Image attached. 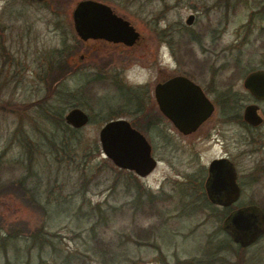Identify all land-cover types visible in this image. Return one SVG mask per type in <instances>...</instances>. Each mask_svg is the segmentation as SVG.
I'll return each mask as SVG.
<instances>
[{"label": "rangeland", "instance_id": "obj_1", "mask_svg": "<svg viewBox=\"0 0 264 264\" xmlns=\"http://www.w3.org/2000/svg\"><path fill=\"white\" fill-rule=\"evenodd\" d=\"M78 1L61 0L70 10ZM99 1L112 6L136 28L141 36L135 46L79 41L72 24L64 21V13L53 15L41 6L21 8L7 20L20 47V66H27L29 73L21 76L20 83L0 88V153L5 150L0 159V187L27 177L24 181L40 205H33L27 193H0V264H53V243L77 255L79 264H105L96 253L102 245L95 244L90 231L95 217L87 211L97 203L117 208L130 203L136 189L135 183L126 179L129 173L144 188L164 198L157 205L162 213L147 216L117 209L102 230V239L114 256L107 264H264V238L246 253L241 251L221 229L225 212L202 199L205 167L211 158L224 154V148L238 163L244 186L239 203L264 205V125L249 131L238 123H220V113L215 112L213 128L221 129V137L210 129L211 139L184 140L158 119L152 106L154 84L163 74L172 73L188 75L204 87L232 82L241 103L252 101L244 93L242 78L250 70L264 68V0ZM255 10L257 15L251 17ZM189 14L195 15L191 25L185 23ZM190 37L196 41L190 42ZM68 52L77 53L72 58L79 67L65 78L68 89L59 101L64 102V114L77 106L89 115V122L75 135L60 129L52 138L56 152L36 129L44 126L36 107L29 103L47 92L43 73L50 62L65 59ZM79 52L87 57L79 59ZM106 60L108 69L101 71ZM97 73L115 76L128 87L148 89L147 97L144 92L146 103L137 104L132 93L107 83L94 90L101 98L91 99L82 90ZM260 106L264 112V102ZM122 109L116 118L130 123L142 124L155 117L152 126L140 127L158 159L146 177L129 170L119 172L102 153L99 129L110 111ZM242 110L240 107L239 112ZM233 113V109L227 112ZM18 128L39 141L42 149L30 167L21 162L25 149L18 143L23 134V130L22 134L16 132ZM251 133L257 140L252 146L246 143ZM240 149L245 150L242 157ZM136 228L145 229L147 237L140 238ZM37 229L52 243L41 250L31 246L30 234ZM9 232L18 237L3 240Z\"/></svg>", "mask_w": 264, "mask_h": 264}, {"label": "water", "instance_id": "obj_2", "mask_svg": "<svg viewBox=\"0 0 264 264\" xmlns=\"http://www.w3.org/2000/svg\"><path fill=\"white\" fill-rule=\"evenodd\" d=\"M73 26L82 40L105 39L121 42L128 46L137 42L140 33L127 19L116 15L110 6L97 0H80L72 12ZM195 15L189 14L185 23L191 25ZM245 88L259 100L264 99V68L250 71L244 80ZM189 90L192 98L186 103L181 98L182 91ZM188 92V91H187ZM155 98L159 109L183 133H189L210 116L213 104L204 96L200 87L185 76H174L165 84H156ZM243 119L255 126L263 121L257 104H249L243 110ZM65 122L81 128L89 122V115L80 107L69 108L64 114ZM99 143L104 157L119 169L133 171L139 177H146L156 167L158 161L152 155L151 144L144 133L131 125L126 118L106 121L99 129ZM223 161L226 177L211 176L206 183L208 196L218 204L227 205L238 196L235 172L226 160H215L209 171ZM210 182V183H209ZM224 185L231 186L232 198L225 202L213 190ZM222 228L230 234L235 243L247 246L264 233V210L257 204H248L233 211L222 222Z\"/></svg>", "mask_w": 264, "mask_h": 264}, {"label": "flooded vegetation", "instance_id": "obj_3", "mask_svg": "<svg viewBox=\"0 0 264 264\" xmlns=\"http://www.w3.org/2000/svg\"><path fill=\"white\" fill-rule=\"evenodd\" d=\"M63 1V0H62ZM80 1V0H79ZM99 1V0H97ZM101 2V1H100ZM104 3V2H102ZM106 4V3H105ZM108 6H110L109 4H107ZM34 6H41L46 8L47 10H49L53 15L55 14H63L65 15V22L72 24V29L73 32L75 33L76 37L79 39V41L82 42H87L88 40H93V41H97L98 43H102V44H114V45H118V44H122L126 47H130L132 48L133 46H135L139 39L137 40L136 43H134L133 45H126L124 43L121 42H112V41H108L105 39H88V40H82L76 33L74 26H73V18H72V12L75 9V7L77 6V3L73 6V8L70 10L69 9V5L63 2H57L54 3L53 0H0V88L5 87L6 85H16L17 83H20V78L21 76L25 73L28 74L29 71L26 70L27 66L22 68L20 66V59L22 58V55L20 53V47H18V43L14 41L12 35H11V22H8L7 20L13 19L15 16L13 13H16L17 11H19L21 8H27V7H34ZM112 11L118 15L121 16L124 19L125 18L123 15L118 14L115 9H113L112 6H110ZM70 16V19H69ZM12 17V18H11ZM128 20V19H127ZM130 22V21H129ZM131 24V22H130ZM141 36V35H140ZM73 54H77L75 52H68L67 53V59H66V63L67 65L73 70V71H78V61L77 62H73L74 59L72 58ZM71 55V56H70ZM79 59L84 60L87 57V54L84 53H80L78 54ZM64 59V60H65ZM70 59H72L71 61L74 63V67L71 66L70 63ZM109 60V59H108ZM108 63V61L106 60L104 62V64L101 66L103 67V69H100L101 71H106V64ZM26 70V71H25ZM254 70V69H253ZM240 71V70H239ZM252 71V70H250ZM248 71L242 78V86L244 89V93L247 94L250 99H252V101L250 102H246L245 104H243L246 100H243L242 103L240 102V98H239V91H235L233 89V83L229 82V83H222L219 85V87H214L211 83V86H206L204 87L202 84L198 83L197 81H195L194 79H192L191 77H189L188 75L185 74H180V73H172V74H163L160 79L157 80V82L154 84L153 87V97H154V106L157 109V117L159 120H161V122H167L176 132V134H178V136H180L182 139L184 140H194V139H211L213 136L211 134H213V132H210L211 130H214L215 134H219V136H222V133L220 132L221 129H215L213 128V124H214V114L215 112H219L220 113V117L218 118V121L220 123L223 124H229V123H238L242 126L243 129H247V130H256L258 128H260L262 125H264V112L262 110V107L260 106L261 103L264 102L263 100H259L256 99L244 86V80L246 75L250 72ZM110 72V71H108ZM174 76H185L186 78H188L189 80H191L192 82H194L195 84H197L201 91L203 92L204 96L213 104L214 106V110L212 112V114L210 116H208L205 120H203L195 130L189 132V133H183L182 131H180L177 126H175L172 121L159 109L158 103L156 101L155 98V93H154V88L156 86V84H165L166 82H168L172 77ZM233 80V78L231 79ZM148 88V87H147ZM147 90L146 89L144 92L146 94L147 97ZM188 91V92H187ZM187 91H182L181 92V98L184 97L183 102L186 103L188 101L189 98H192V93L187 90ZM146 99H143L142 102H144V104L146 103ZM249 104H257L259 106V111L260 114L262 115L263 121L258 124V125H251L249 123H247L244 119H243V110L244 108L249 105ZM150 106V105H149ZM240 107H242V112L240 113ZM230 109L234 110L233 114H227V112L230 111ZM216 119V118H215ZM257 142V140L254 137V134L251 133L246 140L247 145L249 144L250 146L255 145ZM150 143V142H149ZM244 144V141L240 142V145ZM226 148V147H225ZM249 150H253V148H249ZM151 151H152V146H151ZM240 157L245 155V150L244 149H240ZM223 152L224 154H221L220 156L217 157H213L211 158L207 165H206V177L203 180V195H202V199L204 200V203H208V204H212L215 205L219 208H221L222 211L225 212V216L222 220V222L224 221L225 218H227L233 211L246 206L248 204H245V201H243L242 203L240 202V198L241 195L244 191V186L243 183L240 182V175H239V170L237 168L238 163L236 162V160L231 157L229 155L228 152H226V150L223 148ZM195 155L197 156L198 153L195 152ZM194 155V156H195ZM239 157V158H240ZM221 159H226L233 167L234 172H235V184L238 188V196L235 200L230 201V199L233 197L232 196V191H231V186L229 185H224L222 187H219L216 190H213L216 194L218 195H214V196H221V200L228 202L230 201L229 204L227 205H222V204H218L216 201L212 200L208 194H207V190H206V183L208 178L211 179V176H215V178H217L218 176L220 177H226L228 178L225 172L224 167V162L221 161L220 163H218L217 165H215V167L212 170V173L210 175V165L213 161L215 160H221ZM156 160L158 161V159L156 158ZM240 160H238L239 162ZM264 169L262 170V174H264ZM210 183V182H209ZM251 203V202H250ZM249 203V204H250ZM253 204V203H251ZM255 204V203H254ZM222 227V226H221ZM223 230V232L226 234V236L234 242V240L232 239V237L230 236V234H228V232H226L223 228H221ZM264 238V233L259 235L253 242H251L250 244H248L247 246H242L239 243H235L236 245L239 246V249L243 252L246 253L247 249L250 248V246H252L253 244L256 243V241L260 240ZM243 254V253H242ZM243 256V255H242ZM252 258V257H251Z\"/></svg>", "mask_w": 264, "mask_h": 264}, {"label": "trees", "instance_id": "obj_4", "mask_svg": "<svg viewBox=\"0 0 264 264\" xmlns=\"http://www.w3.org/2000/svg\"><path fill=\"white\" fill-rule=\"evenodd\" d=\"M53 2H61V0H53ZM257 15V11H253L251 13V17H255ZM250 17V18H251ZM190 42L196 41L195 38L190 37L188 39ZM235 67H239L238 63H235ZM46 72L43 73V78L47 79V92L45 95H43L41 98L32 101L29 103L30 106L36 107V113L38 116V119H40L41 124H43L44 127H37L39 133L43 134L45 136L47 143L49 146H51L56 151V143L55 140H52V138L55 136L57 132H59L60 129L68 130L73 135L80 133L81 128H74L70 125H68L64 120V107L62 101L63 96H65V91L68 89L67 86H64V80L69 75L73 74L75 71H73L66 63V60L63 58H57L54 59L48 67L45 70ZM109 84L110 87L114 86L115 88H118L119 91L121 90H127V92L133 94V100L139 104L144 99V91H141L140 87H128L124 83L120 82V80L117 79L115 76H105L100 73H97L93 75V77L89 80H87L84 88L82 91L85 92L87 95H90L91 99H95L96 101L98 98L100 99L101 96L97 95V92L95 93V89L97 87H100L101 84ZM139 89V90H137ZM81 91V90H80ZM81 91V92H82ZM143 93L142 95H140ZM73 94V93H71ZM59 103V104H58ZM142 105H138L140 108ZM0 107H2L0 105ZM139 111V109L137 110ZM122 110H116V111H110L108 114V117L106 118L105 122L114 119L118 117ZM141 113V111H139ZM138 112V113H139ZM135 114V113H134ZM136 115V114H135ZM138 117V116H137ZM136 117V118H137ZM155 117H151L147 120V122H144L142 124H137L135 122H132L131 125L135 128L140 130V127L144 126H152L154 124ZM104 122V123H105ZM21 128V127H20ZM18 128L16 132L22 134L21 130ZM48 133H51V137L48 136ZM18 143L22 145L24 150V157L21 161L26 166H31V164L34 162V158L37 154L42 153V149L40 146L39 141L35 142L32 140V136L25 130H23V134L21 138H17ZM95 149L98 150V146H95ZM62 150L64 151V148L62 147ZM57 152V151H56ZM5 150H3L0 153V159L4 156ZM57 154V153H56ZM111 162L109 159L107 160ZM107 163V162H106ZM118 168V167H117ZM119 169V168H118ZM125 171L124 169H119V172ZM127 171V170H126ZM27 177L24 178H18L15 181L10 180L0 188L3 190H0V193H11L15 195H23V194H29L33 205L39 206L40 203L33 192L31 188H29L28 185H26L25 181ZM126 179L129 181H132L135 183V189L136 193L132 196V199L129 201L130 203H124L122 204V207H119L121 210H119L121 213L129 211L132 214H145V215H159L162 213V209L159 208L158 202H162L164 198L161 196L153 193L152 191L144 188L138 181L135 180V176L133 173H129L126 176ZM116 183L112 185V187H115ZM128 205V206H127ZM261 208L264 210V205L260 204ZM107 206V205H106ZM103 206L101 203H97L94 206H90L87 213L89 215H92V217H95V220L93 221L90 231L92 232V239L95 240V244L102 245V249L100 252H96L97 254H100V256L103 259V262L105 264L111 263L114 259L111 252H109V249L107 248V244L105 240L102 238V230H105V228L108 226L109 222L112 220L111 217L115 213H117V208L114 205L109 204L107 207ZM127 206V208H124ZM146 230L143 228H136V234L141 237H147ZM18 234L15 232H9L7 235L3 236V240H8L10 238H17ZM30 238L32 240L31 246H37L40 250L43 249L46 245L52 244L51 241H49L48 236H44L41 229H37L36 231H33L30 234ZM52 245L53 255H54V263L53 264H79V260L77 255L74 256L72 252L70 251H64L63 249L57 248L56 245ZM238 255V254H237ZM242 256V253L238 255V258L240 259ZM108 257V258H106Z\"/></svg>", "mask_w": 264, "mask_h": 264}]
</instances>
